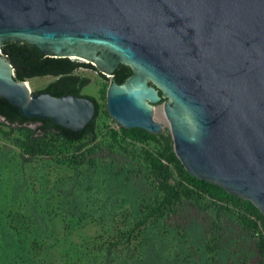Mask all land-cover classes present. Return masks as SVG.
<instances>
[{
  "label": "water",
  "instance_id": "obj_1",
  "mask_svg": "<svg viewBox=\"0 0 264 264\" xmlns=\"http://www.w3.org/2000/svg\"><path fill=\"white\" fill-rule=\"evenodd\" d=\"M5 42L110 78L107 113L125 130L161 132L154 106L163 99L185 171L264 217V0H0V98L79 132L94 103L31 93L1 53ZM119 65L131 70L121 84Z\"/></svg>",
  "mask_w": 264,
  "mask_h": 264
},
{
  "label": "rangeland",
  "instance_id": "obj_2",
  "mask_svg": "<svg viewBox=\"0 0 264 264\" xmlns=\"http://www.w3.org/2000/svg\"><path fill=\"white\" fill-rule=\"evenodd\" d=\"M75 74L90 80L81 93L98 104L92 136L73 145L46 138L29 156L28 130L40 135L38 124L8 127L0 120V264H87L101 256H133L127 264H215L222 257L264 264L262 223L244 205L189 194L174 166L167 181L155 169L154 159L173 149L163 102L154 106L161 132L130 139L107 113L110 78L89 68ZM54 80L25 82L34 93ZM190 202L201 210L195 221ZM200 233L203 240L192 238Z\"/></svg>",
  "mask_w": 264,
  "mask_h": 264
},
{
  "label": "trees",
  "instance_id": "obj_3",
  "mask_svg": "<svg viewBox=\"0 0 264 264\" xmlns=\"http://www.w3.org/2000/svg\"><path fill=\"white\" fill-rule=\"evenodd\" d=\"M1 53L7 57L13 68L14 77L17 81H27L29 79L47 76L53 77L55 80L38 92L48 93L53 97H61L64 95L86 97L89 98L95 105V114L93 119L85 126L82 131L73 132L55 125L49 120L26 118L20 115L18 109L9 104L7 100L0 98V118L4 119V125L8 127L17 126L20 128H25L27 125L38 124L37 131L40 133V135H35L33 131L28 130L25 145L27 154L29 156L36 155L37 149L44 144L46 138H49L53 141H61L66 145H73L93 135L95 121L98 115V104L93 97L85 96L81 93L83 88L89 84L90 80L75 74V72L81 68L95 70L91 65L77 62L68 58H51L48 56H43L36 48H32L25 43L16 44L12 42H5L1 47ZM130 75L131 70L124 65H119V67L113 73V77L116 76L114 81L117 84H121ZM163 101L164 100L162 99L159 103H162ZM122 131L130 139L140 140L147 137H153L149 133L138 128L130 130H125L122 128ZM163 161L154 159V165L155 169H157V171L163 175L165 181H167L169 177L168 165L174 166L178 171L183 184L185 185V190L189 194L196 191L205 196H209L218 202L242 204L255 217L256 222L259 221L262 223V228L264 230V217L252 204H250L248 201L228 194L223 189L213 184L199 180L188 174L179 160L176 158L172 148L167 150L166 155L163 157ZM166 192L168 199L175 197L176 192L173 187L166 186ZM187 210L191 214L189 216L191 221H195L198 215L201 214L199 206L194 202L187 204ZM256 222H248L247 224L252 227L257 225ZM203 237L204 235L201 233L200 235L192 236L194 240H203ZM85 250H88V248ZM259 250L261 253H264V237H262L260 241ZM91 255L92 251L89 250V256ZM132 258L133 256L130 258L128 256H101L100 261H97L93 258L90 259L87 264H127ZM147 258L150 260L151 256H147ZM222 259L223 257L219 258L215 264H227L226 261L222 263ZM183 264H186V262Z\"/></svg>",
  "mask_w": 264,
  "mask_h": 264
},
{
  "label": "bare ground",
  "instance_id": "obj_4",
  "mask_svg": "<svg viewBox=\"0 0 264 264\" xmlns=\"http://www.w3.org/2000/svg\"><path fill=\"white\" fill-rule=\"evenodd\" d=\"M27 86L29 87V85L27 84Z\"/></svg>",
  "mask_w": 264,
  "mask_h": 264
},
{
  "label": "flooded vegetation",
  "instance_id": "obj_5",
  "mask_svg": "<svg viewBox=\"0 0 264 264\" xmlns=\"http://www.w3.org/2000/svg\"><path fill=\"white\" fill-rule=\"evenodd\" d=\"M113 78V77H112Z\"/></svg>",
  "mask_w": 264,
  "mask_h": 264
}]
</instances>
